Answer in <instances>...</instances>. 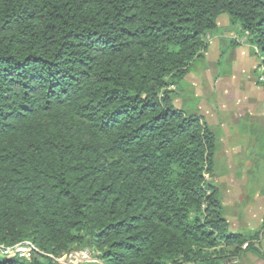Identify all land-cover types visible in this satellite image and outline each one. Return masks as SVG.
Here are the masks:
<instances>
[{"label":"trees","instance_id":"16d2710c","mask_svg":"<svg viewBox=\"0 0 264 264\" xmlns=\"http://www.w3.org/2000/svg\"><path fill=\"white\" fill-rule=\"evenodd\" d=\"M235 36L264 89V0H0V247L33 248L0 264L264 261V222L230 232L206 179L215 131L175 105L207 40Z\"/></svg>","mask_w":264,"mask_h":264},{"label":"rangeland","instance_id":"374dc122","mask_svg":"<svg viewBox=\"0 0 264 264\" xmlns=\"http://www.w3.org/2000/svg\"><path fill=\"white\" fill-rule=\"evenodd\" d=\"M234 38L238 45L244 43L243 36ZM212 39L207 40L206 60L193 65L186 90L175 104L199 112L217 135L214 176L206 179L219 189L230 232L258 231L264 222V89L254 81L262 75L261 59L253 53L247 62L237 52L231 60L226 44L220 56ZM262 232L259 249L264 256ZM86 257L77 264L97 263L88 251ZM240 263L264 261L247 254Z\"/></svg>","mask_w":264,"mask_h":264},{"label":"built area","instance_id":"2783aa9c","mask_svg":"<svg viewBox=\"0 0 264 264\" xmlns=\"http://www.w3.org/2000/svg\"><path fill=\"white\" fill-rule=\"evenodd\" d=\"M243 41L245 38H242ZM32 246L30 245H23V246H16L14 248H3L0 247L1 253H8V254H18L21 257L28 258L30 251L32 250ZM87 251H79V252H71L68 255L58 259L59 264H77V259L86 260Z\"/></svg>","mask_w":264,"mask_h":264},{"label":"crops","instance_id":"0c3cea01","mask_svg":"<svg viewBox=\"0 0 264 264\" xmlns=\"http://www.w3.org/2000/svg\"><path fill=\"white\" fill-rule=\"evenodd\" d=\"M219 20H222V24H220ZM217 25L220 27V28H225L228 26V21H227V18L222 15L220 16L218 19H217ZM212 39V38H211ZM212 42L213 44L216 46V48L220 51V56H221V52L224 51V49L226 50V47L224 46V44L227 45V43H220L219 39L215 38V39H212ZM225 47V48H224ZM231 50V60L233 57L236 56L237 52L241 53V57H244L246 58L247 62H249V59L251 58V55L253 54L252 52V49L246 45V43H241L240 45H238L235 49H230ZM245 52V53H244ZM234 59V58H233ZM205 60H206V54H205ZM234 61V60H233ZM246 62V63H247ZM255 63V62H253ZM190 75L191 73H189L185 79V82L188 83V79L190 78ZM183 96V94L181 95V97ZM181 97H179L178 99H181ZM176 102V100H175ZM176 105V104H175Z\"/></svg>","mask_w":264,"mask_h":264}]
</instances>
